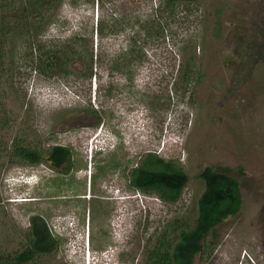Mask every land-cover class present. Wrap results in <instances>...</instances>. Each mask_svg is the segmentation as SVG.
<instances>
[{
  "label": "rangeland",
  "instance_id": "rangeland-1",
  "mask_svg": "<svg viewBox=\"0 0 264 264\" xmlns=\"http://www.w3.org/2000/svg\"><path fill=\"white\" fill-rule=\"evenodd\" d=\"M67 2L35 39L81 36L94 54L93 76L73 63L76 74L45 77L18 59L14 90L3 99L11 127L0 137H24L44 152L67 146L73 168L10 162L0 153V248L20 249L31 218L41 216L61 247L40 264H142L166 225L197 217L199 175L213 166L239 179L243 206L194 264H264V0ZM132 49L133 65L113 70ZM188 63L194 74L186 85ZM148 153L189 175L176 204L129 187L125 173ZM112 156L121 162L114 170ZM23 174H36L37 184L20 183Z\"/></svg>",
  "mask_w": 264,
  "mask_h": 264
},
{
  "label": "trees",
  "instance_id": "trees-1",
  "mask_svg": "<svg viewBox=\"0 0 264 264\" xmlns=\"http://www.w3.org/2000/svg\"><path fill=\"white\" fill-rule=\"evenodd\" d=\"M86 1L94 3L95 0ZM77 2L78 0H70L73 5ZM65 3H68L67 0H0V132L11 127L3 99L8 92L14 90L18 59L25 61L32 72L45 77L67 78L76 74L71 69V64L76 63L84 72L78 74L92 78L94 54L92 49H87V41L81 36L77 35L59 44H42L35 39L39 34L38 30L50 23L53 9ZM135 52L132 49L129 52L131 55L121 56L120 60L112 64V69H128L133 65ZM193 74L194 70L188 63L181 70L180 80L189 85ZM197 80L199 83L202 81L200 78ZM111 93L112 90L109 95ZM89 112L101 121L98 111ZM1 152L8 155L10 162L33 166L50 162L53 167L64 168L66 172L73 168L74 153L63 145H54L44 152L39 143L28 142L24 137L10 142L0 137ZM115 158L112 156L108 161V166L113 170L121 166V162ZM125 176L133 193L154 196L166 204L179 202L190 181L189 175L179 163L156 153H148ZM100 177L101 173L95 175L94 186ZM199 177L204 184V192L198 201L197 217L193 221L176 219L166 225L152 239V245L147 249L142 264H194L199 255H210L209 250H214V246L209 247L208 240L211 235L216 234L217 228L241 211L242 188L239 179L229 169L207 166ZM59 180L64 184V178L60 177ZM60 247V238L56 237L47 222L41 216H33L26 243L12 252L0 248V264H40L44 257L56 254Z\"/></svg>",
  "mask_w": 264,
  "mask_h": 264
},
{
  "label": "clouds",
  "instance_id": "clouds-1",
  "mask_svg": "<svg viewBox=\"0 0 264 264\" xmlns=\"http://www.w3.org/2000/svg\"><path fill=\"white\" fill-rule=\"evenodd\" d=\"M104 140V142H102L103 144H105L106 143V141H108L109 139H103ZM101 144V143H100ZM104 150V147L102 146V145H99L97 148H96V151L97 152H101V151H103ZM45 167H47V166H45ZM44 166H41V169H40V172L41 173H46L47 172V169L45 168ZM21 182L20 183H22V184H24V185H27V184H30V183H32V181H34L35 182V180L37 179V176H36V174H23V175H21ZM35 184H37V182H35ZM132 196H134V195H132Z\"/></svg>",
  "mask_w": 264,
  "mask_h": 264
}]
</instances>
